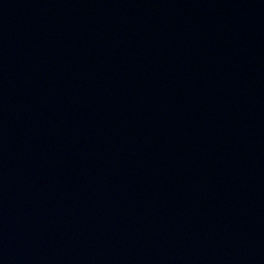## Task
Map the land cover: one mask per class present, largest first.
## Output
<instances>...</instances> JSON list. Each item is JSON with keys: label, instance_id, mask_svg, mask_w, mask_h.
<instances>
[{"label": "water", "instance_id": "obj_1", "mask_svg": "<svg viewBox=\"0 0 264 264\" xmlns=\"http://www.w3.org/2000/svg\"><path fill=\"white\" fill-rule=\"evenodd\" d=\"M0 264H264V0H0Z\"/></svg>", "mask_w": 264, "mask_h": 264}]
</instances>
